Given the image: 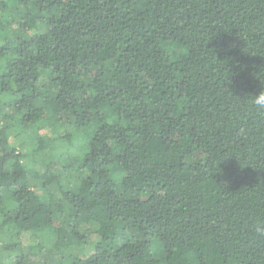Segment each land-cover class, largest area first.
<instances>
[{"label": "trees", "instance_id": "trees-1", "mask_svg": "<svg viewBox=\"0 0 264 264\" xmlns=\"http://www.w3.org/2000/svg\"><path fill=\"white\" fill-rule=\"evenodd\" d=\"M0 100V264H264V0H0Z\"/></svg>", "mask_w": 264, "mask_h": 264}, {"label": "rangeland", "instance_id": "rangeland-1", "mask_svg": "<svg viewBox=\"0 0 264 264\" xmlns=\"http://www.w3.org/2000/svg\"><path fill=\"white\" fill-rule=\"evenodd\" d=\"M11 32L13 34H17L18 33V26L17 25L13 26L11 28ZM2 106L3 105H2L1 100H0V111H1ZM0 121H1V116H0ZM28 149H30V146L26 145L25 150H23V149L22 150L24 152H28L29 151ZM197 157L202 159V157H200V156H197ZM50 158H55V156H53V153L50 155ZM24 164L27 167V172H28V175H29V178H30L32 185H35L36 179L34 177L36 176V172L41 171V170H45V166H44V162L42 161V157H39L36 160V158H34V157L32 158V157L28 156L27 159H25ZM54 164H55V170L56 171H60L62 169L60 163L55 159H54ZM55 225L58 227L66 226V219L62 216L55 217ZM51 255L52 254H50V253L47 254V256H51ZM50 259L54 260L56 258L51 257ZM43 260H45V256L42 257L41 260L36 258V261H38L40 264H42Z\"/></svg>", "mask_w": 264, "mask_h": 264}]
</instances>
